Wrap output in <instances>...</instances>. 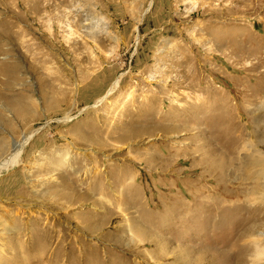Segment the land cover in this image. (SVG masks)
<instances>
[{
    "label": "rangeland",
    "instance_id": "1",
    "mask_svg": "<svg viewBox=\"0 0 264 264\" xmlns=\"http://www.w3.org/2000/svg\"><path fill=\"white\" fill-rule=\"evenodd\" d=\"M19 146L0 264H264V0H0Z\"/></svg>",
    "mask_w": 264,
    "mask_h": 264
},
{
    "label": "bare ground",
    "instance_id": "2",
    "mask_svg": "<svg viewBox=\"0 0 264 264\" xmlns=\"http://www.w3.org/2000/svg\"><path fill=\"white\" fill-rule=\"evenodd\" d=\"M155 79V78H154ZM17 147V146H16ZM21 150H22V146H19L16 151L10 155L8 158H5L1 164H0V168L2 167H6V166H9L11 165L12 163H14L15 161L18 160L19 156H20V153H21ZM70 202V201H69Z\"/></svg>",
    "mask_w": 264,
    "mask_h": 264
}]
</instances>
